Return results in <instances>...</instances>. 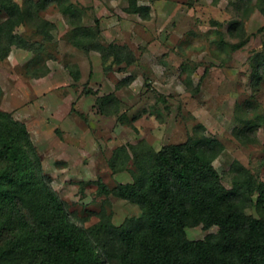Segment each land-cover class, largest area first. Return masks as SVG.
Returning a JSON list of instances; mask_svg holds the SVG:
<instances>
[{
    "label": "rangeland",
    "instance_id": "obj_1",
    "mask_svg": "<svg viewBox=\"0 0 264 264\" xmlns=\"http://www.w3.org/2000/svg\"><path fill=\"white\" fill-rule=\"evenodd\" d=\"M68 2L75 16L55 2L37 10L52 23L49 40L29 22L15 26L44 42L38 51L13 45L0 59V109L25 123L47 184L69 216L96 230L102 217L119 226L140 215L136 203L97 182H131V171L113 169L110 160L119 146L139 141L155 150L188 138L220 142L212 163L223 184L230 188L241 176L236 167L245 169L255 200L264 182V71L255 72L256 58H264V0H248L245 12L240 0H135L148 7L146 18L130 11L132 0ZM74 19L97 24L99 41L123 46L128 57L116 62L79 48L70 33ZM108 95L115 99L102 107L99 99ZM243 207L264 216V208ZM209 232L217 226L186 227L191 239Z\"/></svg>",
    "mask_w": 264,
    "mask_h": 264
},
{
    "label": "trees",
    "instance_id": "obj_2",
    "mask_svg": "<svg viewBox=\"0 0 264 264\" xmlns=\"http://www.w3.org/2000/svg\"><path fill=\"white\" fill-rule=\"evenodd\" d=\"M54 2L71 17L76 15L68 0L31 1L32 6L0 0L6 13L0 20V59L13 45L41 49L52 37V23L37 10ZM240 2V10L248 11V0ZM130 11L148 17V7L135 0ZM23 22L31 23L44 41L16 33L15 26ZM71 22V38L79 48L99 50L103 58L112 55L116 62L128 54L114 42L103 45L97 24ZM255 68L258 75L264 71V58H256ZM112 99L108 95L99 101L104 107L102 103ZM221 146L216 140L191 138L158 150L145 141L119 146L110 165L127 168L133 180L112 187L98 180V186L136 203L140 215L119 226L102 217L92 230L69 216L64 201L47 184L25 123L0 109V264H264V216L248 214L243 207L264 208V182L253 200L251 174L236 167L241 176L227 188L212 163ZM198 224L217 226V232L188 238L186 227Z\"/></svg>",
    "mask_w": 264,
    "mask_h": 264
}]
</instances>
